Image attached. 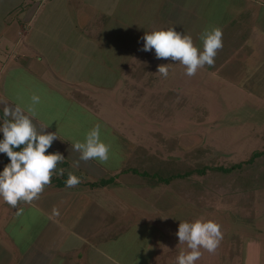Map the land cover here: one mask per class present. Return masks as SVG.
Masks as SVG:
<instances>
[{"label": "crops", "instance_id": "obj_1", "mask_svg": "<svg viewBox=\"0 0 264 264\" xmlns=\"http://www.w3.org/2000/svg\"><path fill=\"white\" fill-rule=\"evenodd\" d=\"M48 1L0 0V95L5 97L0 101L2 108L5 104L25 107L31 103L32 94L39 95V91L45 90L51 95L64 94L70 100H79L87 107L95 106L99 105L96 101L100 97L96 89H107L108 85L111 87L115 83L120 86L118 74L125 70L122 57L90 56L93 46H107L108 40L116 42L120 36L117 28L122 27L116 22L121 19H116L114 14L125 1ZM145 1L151 2L142 0V6ZM195 1L199 2L198 6L205 1L213 6L208 13L198 6L192 8ZM160 2L157 14L164 10V17L166 14L170 18V24L161 21L162 27L191 35L200 50L203 49L202 34L220 28L223 46L214 57L217 64L204 66L217 73H221L218 68L228 67L231 74H226V79H236L242 89L256 91L264 97V0ZM69 9L76 11L81 27L73 40L58 31L65 27L61 23H71ZM59 13L62 15L60 23ZM105 17L108 18L106 21ZM53 20L55 33L53 35V29L48 30L51 33L48 36L46 30L51 29ZM92 21L97 28H91ZM132 24L126 29L128 34L123 45L135 36L139 42L144 35L142 29L137 30ZM110 30L114 32L109 33ZM27 40L30 47L39 46L38 40H47L45 45L53 47L58 40V45L62 46L72 43V48L71 52L63 51L57 57H52L50 51L51 57H22L26 54ZM103 52L107 53L106 47ZM222 57H226L225 61L221 60ZM105 74L116 76L109 80L107 76L103 77ZM63 89H70L71 94L67 95ZM8 91H12L11 95ZM5 94L17 98H6ZM33 119L38 128L46 126L41 120ZM45 131L54 132L48 126ZM57 137L49 148V152L58 151L65 157L57 168H63V174H75L80 183L67 187L58 185L57 181L51 182L38 199L17 204V208L23 209L19 216L16 209L0 199V264H176L180 250L187 248L186 243H180L176 236L179 223L203 220V216L196 213H150L152 202L143 205L128 198L125 188H129L138 199L143 196L144 200L148 196L152 199V186L142 189L148 192V196H141V190L137 192L135 188L139 183L138 176L132 171H124L129 155L134 151L127 146L124 136L116 146L119 162L109 159L101 162L98 158L82 160L80 153L73 149L74 142L68 134L61 133ZM8 162L6 154L0 153V170ZM54 208L59 210V215L53 214ZM139 209L148 213H138ZM244 244L245 263L250 260L251 264H263L261 244L257 240H247ZM232 247L235 250V246ZM221 250V240L215 252L201 249L202 255L196 264H220Z\"/></svg>", "mask_w": 264, "mask_h": 264}, {"label": "rangeland", "instance_id": "obj_2", "mask_svg": "<svg viewBox=\"0 0 264 264\" xmlns=\"http://www.w3.org/2000/svg\"><path fill=\"white\" fill-rule=\"evenodd\" d=\"M124 1V6L120 5L117 9L119 12L114 14L116 19H121L116 22L118 27H122L117 28L120 36L116 42L108 40L107 46L101 47L100 44L93 46L90 56L122 57L121 60L125 61V70L123 74H118L120 86L115 83L110 84L111 87L108 85L107 89H96L97 94L100 95L97 96L96 101L99 105L89 107L79 100L66 98L64 94L58 96L55 92L51 95L48 90L39 91L41 99L36 105L35 118L41 120L59 137L61 133L68 134L73 142H83L85 134L98 123L101 140L111 145L109 160L113 162L120 160V155L119 159L117 158L116 146L120 140L122 141L123 136L132 151L140 145L150 149L152 167L156 165L161 167L167 161L171 165L173 164L169 163L171 158L183 160L186 166L193 164L198 166L199 163L201 166L230 165L249 159L255 151H263L264 97H260L256 91L242 89L238 86L241 83L236 79L234 81L226 79L225 75L231 74L228 67L218 68L221 74L203 66L197 69L195 75L188 76L185 66L179 61H173L170 57L158 59L154 49L143 51L142 38H139L138 42L135 36L123 45L128 34L126 29L132 23L133 27L137 30L142 29L144 33L163 28L164 24L161 21L170 24L168 21L170 18L166 14L165 17L163 15L164 10L157 14L160 10L159 7L157 10L160 0L145 1L143 6L142 0ZM198 3L195 1L192 8H196ZM212 6L213 4L205 1L198 8L206 9L209 13V8ZM74 8L76 9V6ZM69 12L71 23L68 25L67 22L61 23V26L65 27L59 28L58 31L66 33L65 35L73 40L77 37L76 32L81 31L79 30L81 27L76 11L69 9ZM61 16L59 13V23ZM99 19L101 20V16ZM107 19L105 17V21ZM50 25L51 29L46 30L48 36L51 34L48 30L53 29V35L55 33L54 20ZM93 26L98 27L94 22L91 28ZM113 32L114 30L109 31V33ZM97 35L99 36L100 33ZM26 42L28 44L24 51L26 54H22V57L40 55L51 57L49 51L52 52V57H57L63 51L71 52L72 48L70 46L72 43L68 42L62 46L58 45V40L53 47L45 45L47 40H38L37 42L42 45L39 43L37 47H30L29 40ZM105 47L107 53L103 52ZM54 51L57 53L55 54ZM224 59L226 57H222L221 60L225 61ZM167 63L168 76L164 77L157 72V66ZM216 64L215 61L212 67ZM140 66L148 67L143 71ZM104 76L110 80L116 75ZM59 85L63 86L61 83ZM115 86L119 89L113 88ZM63 90L67 95L71 94L70 89ZM11 92L8 91V94L11 95ZM5 96L17 98L6 94ZM4 98L0 95V101ZM4 119L8 118L4 117L0 105V122ZM257 164L263 171V158L258 160ZM137 170L138 167H135L134 174L138 176L136 179H139V183L135 184L136 191L141 190L139 193L141 196H148V192H143L142 189L152 186V199H148L149 196L145 197L147 200H144V196L138 199L129 188L124 187L125 194L128 193L131 201L143 205L152 202L150 213H196L199 217L203 216L205 221L212 220L218 223L222 232L220 264H247L244 244L247 240H257L261 244L263 254L260 259L262 257L264 264V185L255 187L258 182L264 184L263 177L258 176L255 182L254 178L236 179L237 191H235L232 188L234 178L224 179L225 175L208 169L206 177L195 175L192 178L194 182L205 184L203 188L200 190L193 186L180 188V191L190 189V196L189 193L180 191L178 193V189L170 184L152 180L148 182L146 178H141L144 171L136 173ZM155 182L156 184H153ZM217 182L223 186H218ZM138 213L148 212L140 210ZM232 245L235 246V250ZM249 262L250 260L248 264H251Z\"/></svg>", "mask_w": 264, "mask_h": 264}, {"label": "clouds", "instance_id": "obj_3", "mask_svg": "<svg viewBox=\"0 0 264 264\" xmlns=\"http://www.w3.org/2000/svg\"><path fill=\"white\" fill-rule=\"evenodd\" d=\"M143 51L155 50L156 58H171L179 61L186 68V74L193 76L197 69L205 64H214L217 50L223 46L222 30L213 28L202 34L203 49H198L191 35L178 32L175 28L154 29L145 32ZM168 63L157 66V72L168 76ZM40 96L32 94L31 103L25 107L20 104L4 105L3 115L8 119L0 122V153L6 154L9 162L0 170V199L16 209V215L23 213L17 208L21 201L31 203L39 198L44 187L51 183L54 174L63 175L64 169L57 168L65 157L60 152H48L56 132H47V126L37 127L34 123L36 105ZM80 153V159L98 158L101 162L109 159L110 144L100 138V125L97 123L86 134L83 142L76 141L72 145ZM80 183V178L73 173L68 174L65 181L67 187ZM59 215L58 209H53ZM176 236L187 248L181 249L176 257V264H196L200 259L201 249L215 252L222 239L221 226L212 220L182 221L178 225Z\"/></svg>", "mask_w": 264, "mask_h": 264}, {"label": "trees", "instance_id": "obj_4", "mask_svg": "<svg viewBox=\"0 0 264 264\" xmlns=\"http://www.w3.org/2000/svg\"><path fill=\"white\" fill-rule=\"evenodd\" d=\"M152 58V57H150ZM148 66H140L143 71H146ZM0 138H2V134H0ZM49 152V149L47 150ZM133 155L130 156L128 159L124 171H132L134 172V168L138 167L139 170L135 171L136 173H139L140 171H144V174H142L141 178H146V180L156 181L157 183H166L170 184L173 187H176L178 189V193L180 191V188L184 187H192L198 188L199 190L203 188V185L200 182H194L192 181L193 176L195 175H203L206 177L208 174L207 172L209 170H212L213 172L217 171L218 173H221L222 175H225L224 179L228 178H234V183L232 188L233 190L237 191V183L235 182L236 179H245V180H251V178H254V182L256 181L258 176L263 177L264 180V170L262 171L259 166L258 160L262 159L264 160V150L263 151H255L251 157L244 161H239L236 163H231L230 165H206L203 166L198 164L193 165H185V162L179 158H171L169 159V163H173L171 165L168 164V161L164 163L161 167L155 166L152 167V154L150 149L147 147L140 145L137 147L133 153ZM9 160V158H8ZM200 165V166H199ZM255 166V167H254ZM158 168V169H156ZM258 168V169H257ZM209 169V170H208ZM155 171V172H154ZM146 172V173H145ZM154 172V173H153ZM149 173V175H148ZM255 174L253 177L252 175ZM144 175V176H143ZM163 177V178H162ZM68 178L67 174H63L60 177H52L51 182H58V185H66L65 181ZM223 179V180H224ZM262 182V180H259ZM100 182H107L106 180L100 181ZM153 183V184H156ZM233 182V181H232ZM193 184V185H192ZM199 184V185H198ZM218 184V182H217ZM224 184V182H223ZM220 184H218L219 186ZM264 184H259V182L255 185L257 186H263ZM223 186V185H220ZM197 189V190H198ZM240 191V190H239ZM182 193L188 194L190 189H184L180 191ZM187 192V193H186ZM191 196V193H189Z\"/></svg>", "mask_w": 264, "mask_h": 264}]
</instances>
